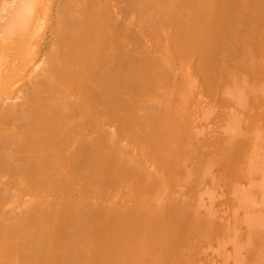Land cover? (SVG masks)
Here are the masks:
<instances>
[{"label": "bare ground", "instance_id": "bare-ground-1", "mask_svg": "<svg viewBox=\"0 0 264 264\" xmlns=\"http://www.w3.org/2000/svg\"><path fill=\"white\" fill-rule=\"evenodd\" d=\"M0 264H264V0H0Z\"/></svg>", "mask_w": 264, "mask_h": 264}]
</instances>
